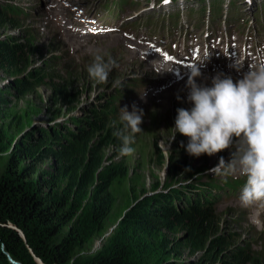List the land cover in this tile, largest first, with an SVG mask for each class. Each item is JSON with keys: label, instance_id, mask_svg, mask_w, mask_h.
<instances>
[{"label": "rangeland", "instance_id": "374dc122", "mask_svg": "<svg viewBox=\"0 0 264 264\" xmlns=\"http://www.w3.org/2000/svg\"><path fill=\"white\" fill-rule=\"evenodd\" d=\"M103 1L108 3L99 17L102 27L120 28L121 32H100L99 35L85 33L84 35L82 32L74 31L72 38L60 42V38L52 34L50 25L55 23L51 18L57 14V9L53 7L55 3L53 0H0V5L11 2L22 11V14L16 16L15 27H11L8 22L0 23V41L15 40L30 49L28 52L30 58L27 62L22 61V66L16 72L0 71V130L4 137V143L0 148V175L4 172L10 156L17 155L19 151L28 147L40 148L36 149L34 160L23 158L21 165H32L38 171H55L57 162L52 153L60 150L62 145L49 142L53 134L56 133L60 142L64 144V136L81 128L82 121L90 110L100 111L101 109L113 112L111 116H107V120L113 124L109 129L118 130L123 126L121 109L127 108L131 112L135 105L142 110L143 119L140 125L142 132L135 134L134 142L130 145L134 148L133 154L120 155L121 140L114 144L100 146L105 164L121 166L127 172L114 184L117 202L106 223V229L92 238L83 249L76 250L75 258L83 253L107 249L115 239L113 230L116 220L129 214L137 205L145 204L146 211L154 212L160 203L172 198L174 200L178 198L185 203L187 189L196 186L199 181L213 180L221 188L218 191L209 192L218 196L216 206L211 209V212L209 211L211 213L209 231L213 240L219 239L220 250L202 251L193 255L187 251H181V257L178 258L182 259L183 264L197 262L222 264L227 253L249 248L252 256L255 257V262L264 259V226L254 224L251 210L240 207L236 196L239 195V191L233 194L234 196L227 197L223 190L228 189L223 183L224 180L237 178L239 175L225 178L207 174L218 164L221 157L226 163L229 162L235 148L211 157L201 155L197 158L188 155L186 152L188 139L178 132L175 133L174 129L177 109L182 107L190 110L192 107V104L187 101L188 87L185 88V94L174 93L167 99L161 97L151 100V95L158 94L157 91L162 92L164 89L162 85L157 84V81L163 78L157 73L161 66L154 68L153 71L144 72L140 69H144L141 66L143 62H146L145 60L138 56L136 59L129 60L122 56L124 52L122 47L132 50V46L124 44L123 41H130L129 38H131L135 42H141L138 38L144 31L150 36L165 38L180 24L190 22L199 24L200 7L203 3L195 0L188 2L187 0H171L168 6L163 5L165 0ZM205 1L206 11H208L209 1L212 0ZM230 1L234 2V6H230L228 10L225 6ZM250 1L251 4L246 0H224L225 5L221 6L222 12L218 13L213 21L208 20V24L214 29L221 28V21L226 19V15L236 27H240L245 18H256L258 21L262 18L263 11H260L263 9L264 0ZM190 10L193 12L192 20L187 15ZM65 11V9L60 10V12ZM104 13L109 16L106 17ZM177 13L180 15L178 19L172 16ZM207 16L208 14H206V20ZM86 24L91 26L95 24V21ZM225 28L229 30L227 26ZM89 29L88 27L87 30ZM105 34L121 38L120 43H114L115 48L111 49L112 46L107 43ZM97 54L104 56L105 59L111 57L116 62L107 83H96L89 77L87 69ZM80 55L79 64L74 63L73 59ZM89 55L91 56L86 57ZM123 61L127 64L129 61H136L141 66L138 67L135 64L124 66ZM34 71V75L27 80V76ZM22 81H28V85L23 92H19L17 86ZM177 83L180 84V82ZM205 86L211 87L212 83H207ZM175 87L177 88L176 85H170L169 88ZM180 99L187 103L176 106ZM76 103L77 106H75ZM169 103L166 112L162 110L160 113L159 110L163 109L160 105ZM73 109L75 111L72 112ZM79 110L81 115L77 116ZM96 139L97 136L93 141ZM235 143L234 138L233 145ZM16 150L19 151L16 152ZM120 208H122V214L121 212L119 214ZM260 219L264 221V215ZM184 235V231L174 235L180 240V245Z\"/></svg>", "mask_w": 264, "mask_h": 264}, {"label": "trees", "instance_id": "16d2710c", "mask_svg": "<svg viewBox=\"0 0 264 264\" xmlns=\"http://www.w3.org/2000/svg\"><path fill=\"white\" fill-rule=\"evenodd\" d=\"M19 14L21 9L11 2L0 5V23L15 27ZM29 51L15 40L0 41V71L16 72L30 58ZM27 85L22 81L19 92ZM112 113L90 110L83 126L64 136V144L53 134L49 142L62 145L52 153L57 162L53 172L21 165L23 158L34 160L40 147L16 150L18 154L7 159L0 175V264H12L9 257L18 264H38L34 257L43 264H183L181 251L193 255L220 250L219 239L210 237L211 209L202 208L201 194L194 202L187 195L185 203L166 200L154 212L137 205L116 220L115 239L107 249L75 258L76 250L106 229L117 202L114 184L127 173L121 166L105 164L101 153V145L120 140L114 135L117 130L109 129L113 124L107 116ZM3 143L0 130V148ZM179 231L185 232L181 245L174 237ZM247 249L227 253L222 264H264V259L255 262Z\"/></svg>", "mask_w": 264, "mask_h": 264}, {"label": "clouds", "instance_id": "9594fccd", "mask_svg": "<svg viewBox=\"0 0 264 264\" xmlns=\"http://www.w3.org/2000/svg\"><path fill=\"white\" fill-rule=\"evenodd\" d=\"M210 56L205 49L203 56H198L189 67L187 101L192 107L177 109L175 133L188 139L186 152L192 157H211L235 148L229 162L221 157L209 172L218 177H243L245 183L238 198L239 205L251 210L254 224L264 226L260 219L264 215V53L254 55L248 63V71L235 82L231 76L218 74L212 78L211 87L198 85L200 69ZM243 63L236 58L232 67L240 73ZM115 66L111 57L105 59L97 54L87 71L92 80L103 84L107 83ZM121 112L123 126L114 135L122 142L120 155L129 156L134 152L130 145L135 134L142 132L143 112L135 105L131 112L127 108Z\"/></svg>", "mask_w": 264, "mask_h": 264}, {"label": "bare ground", "instance_id": "6f19581e", "mask_svg": "<svg viewBox=\"0 0 264 264\" xmlns=\"http://www.w3.org/2000/svg\"><path fill=\"white\" fill-rule=\"evenodd\" d=\"M153 8V7H152ZM151 8V9H152ZM239 22V21H238ZM76 22H72L71 23V26H73L74 24H75ZM105 35H107V43L108 44H110L112 47H111V49H113V48H115V44L114 43H120V41H121V38H119V37H112V36H110L109 34H105ZM130 41H123V43L124 44H127V45H129V46H132V50L131 49H129L128 47H122V49H124V52L122 53V56H124L125 58H129V60H131V59H136L137 58V56L138 57H140L141 59H143V60H145L146 62H143L144 64H142V66L139 64V63H137L136 61H129L128 62V64L127 63H125L124 61H123V64H124V66H126V65H131V64H135V65H138V67H140L141 66V68L142 67H144V69H140L141 71H144V72H148V71H153V69L154 68H160V65H159V63H158V61H157V59H155L154 57V55H153V53H151V52H148V54H146V53H144V49H143V47L140 45V44H138V43H135V42H133L131 39H129ZM134 40V39H133ZM135 41V40H134ZM107 46H109V45H107ZM114 46V47H113ZM133 47H134V49H133ZM118 54V53H117ZM85 56V55H84ZM91 55H89V56H86V57H90ZM93 56V55H92ZM118 56V55H117ZM88 60V59H87ZM90 60V59H89ZM90 62V61H89ZM142 62V61H141ZM119 64V63H118ZM131 70V69H130ZM157 71V70H156ZM157 73H159V72H157ZM144 74V73H143ZM173 83V84H175V85H177V88L175 87L174 89H171V88H169L168 86V88L169 89H165L166 87H163L164 89H163V91L162 92H159V91H157V93L158 94H155V95H151V97H150V99L151 100H157V99H160L161 97H164V98H166L167 99V97L168 96H171V94H179L180 93V95H181V93H184L185 94V88L187 87L186 85H184L183 86V84H178L177 83V81H175L174 79H172V78H168V77H166V78H161V80H159V81H157V84L158 85H164V84H166V83ZM235 82V81H234ZM150 85H151V82H150ZM180 87V88H179ZM179 89V90H178ZM178 90V91H177ZM172 97V96H171ZM176 97V96H175ZM154 103V102H153ZM155 103H157V102H155ZM185 103H187L186 101H184V100H178L177 101V103H176V106H178V105H182V104H185ZM157 105V104H156ZM170 105V103L169 104H167V105H160V107H162L163 109H160L159 110V112L160 113H162V110L164 111V112H166V110L169 108L168 106ZM182 108V107H181ZM158 113V112H157ZM158 115L160 116V114L158 113ZM209 192H211V191H208L207 192V195L208 196H210V197H212V198H214V199H217L218 198V196L217 195H214V194H209ZM226 196V195H225ZM228 196H232V195H227V197ZM234 196V195H233ZM238 197V196H237ZM236 197V198H237ZM238 199V198H237ZM261 218V217H260Z\"/></svg>", "mask_w": 264, "mask_h": 264}, {"label": "water", "instance_id": "95a60500", "mask_svg": "<svg viewBox=\"0 0 264 264\" xmlns=\"http://www.w3.org/2000/svg\"><path fill=\"white\" fill-rule=\"evenodd\" d=\"M19 234L21 235V237H23L22 233L19 232ZM34 260L38 263V264H43L39 259L35 258L34 257ZM9 261L12 263V264H18L17 262H15L14 260H12L10 257H9Z\"/></svg>", "mask_w": 264, "mask_h": 264}, {"label": "snow or ice", "instance_id": "6c2138e0", "mask_svg": "<svg viewBox=\"0 0 264 264\" xmlns=\"http://www.w3.org/2000/svg\"><path fill=\"white\" fill-rule=\"evenodd\" d=\"M165 2H167V0H165Z\"/></svg>", "mask_w": 264, "mask_h": 264}]
</instances>
